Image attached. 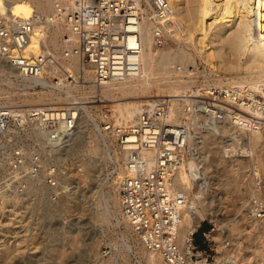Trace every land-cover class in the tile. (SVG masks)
<instances>
[{"label": "built area", "instance_id": "obj_1", "mask_svg": "<svg viewBox=\"0 0 264 264\" xmlns=\"http://www.w3.org/2000/svg\"><path fill=\"white\" fill-rule=\"evenodd\" d=\"M142 10V0H70L68 5L58 2L49 16L34 13L30 19H20L0 9V64L20 81L45 82L53 74L54 83L60 86L81 84L80 75L73 76L61 65L63 58L72 56L94 67V85L98 88L113 80L138 77L143 54ZM170 14L168 0H152L149 21L157 48L167 43ZM57 25L67 30L62 36L67 46L60 53L46 43L47 33ZM36 29L45 35L33 45L32 38L39 35ZM35 86L43 87L40 83ZM200 90L203 95L199 93V97H192L193 92L185 93L189 101H185L186 96H176L143 103L134 122H115L105 105L101 118L95 120L99 133L111 137L115 151L126 157L119 183L123 217L143 250L165 264H200L197 258L204 254L194 244L195 233L189 248L183 251L179 244L186 198L176 189L177 175L189 155L190 128L196 111L202 109L246 132L264 131V93L256 86L234 83L195 91ZM95 100L98 102V98ZM80 105L71 101L65 105L12 107L0 100V148L11 136L23 142L15 150L17 178L25 179L20 171L27 168L28 176L40 174L44 183L57 186L55 170L47 169L49 153L74 138ZM26 188L21 183L18 190L23 193ZM251 206L253 216L264 215L260 201L251 200ZM212 232L214 229L204 233L206 240H210ZM116 251V247H105L101 255L108 259Z\"/></svg>", "mask_w": 264, "mask_h": 264}, {"label": "bare ground", "instance_id": "obj_2", "mask_svg": "<svg viewBox=\"0 0 264 264\" xmlns=\"http://www.w3.org/2000/svg\"><path fill=\"white\" fill-rule=\"evenodd\" d=\"M58 2L68 5L70 0H0V9L17 18L30 19L34 13L49 16L53 13ZM168 2L171 7V14L167 26V37L174 38L178 48L174 51L164 52L158 50L159 48L155 46L153 25L149 21L152 0H146L147 6H143L142 10L145 19L142 25L143 54L142 67L138 77L113 80L98 88L94 85V67L81 61L78 57L72 56L68 59L63 58L61 65L73 76L80 75L81 83L89 85L87 87V85L84 86L78 83L60 86L52 80L53 74H49L45 82H36L29 79L20 81L19 77L15 76L12 71L7 70L4 64H0V75L3 78L2 83H0V100L10 101L13 95L9 87L17 86L24 91L19 94V99L32 101L34 104L9 105L12 107L52 104L48 102L53 99H61L62 94L67 95L68 99H76L73 91L85 88L96 91V93L99 91L101 99L111 98L115 94L122 95L121 97L124 98H134L132 94L139 93L141 90L145 93L144 100L148 99L147 103H150L165 94L164 90L160 89L164 81H167L165 84L170 89L168 93L171 94V97L183 96L189 92L182 91L180 88L176 89V87H183L186 84L182 80L183 75L188 73L189 78L192 79L197 74L195 69L196 57L204 58L209 63L212 58L216 59L214 65L217 61L219 68L230 73L231 76L228 79H216V83L202 86L203 91L212 85L223 86L234 83H247L256 86L260 93H264V0H168ZM36 31L39 35H34L32 38L33 45L38 43L39 37L45 35L41 32V29H36ZM66 34L67 30L63 25H57L50 29L47 33V45L58 53L59 50L67 46L62 42V36ZM191 46L194 47L195 57L188 53V48ZM155 49L158 51H155ZM176 63L181 64V66L192 64V73L187 72L185 68L183 70L173 67ZM173 73L177 76L175 82L169 81ZM211 76H214V72ZM35 83L43 85L39 88L40 91H38ZM183 90L185 89L183 88ZM192 92V97L201 96L199 93L203 95L201 90H193ZM188 97L184 99L189 101ZM129 98L122 101H131L130 103H115L112 106L110 105L111 107L108 105L115 122L128 123L136 120L142 103L139 99L131 100ZM53 104H58V102ZM80 110L85 113L86 107H80ZM196 112L197 117L194 118L190 128L189 155L184 169L177 175L176 184L177 191L186 198V204L181 210L179 224V244L183 251L190 247L192 235L202 221L206 219L214 222L218 221L215 210L217 203L231 204L233 196H238L244 203L250 187V184H248V170L250 167L254 166L257 170L264 172V164L260 158L254 159L253 156L249 162H245L231 157L233 151L241 143L245 148L248 147L249 151L255 152L258 150L264 145V131L246 132L229 121L218 120L208 115L202 109H198ZM88 115L90 117V113ZM79 119H81V112ZM101 135L107 145L108 152L112 151V146L114 147L113 139L106 134ZM113 153L112 160L117 166L118 177H113L108 192L105 193L106 213L104 215L109 220L115 214L123 221L127 231L133 233L131 226L122 214L119 190L120 179L124 174V164L121 161L124 162L126 157L114 150ZM39 189L41 190V188ZM54 190L57 193L60 191L55 187L49 188V191L53 192ZM65 191L66 189L63 188L59 194L66 197ZM32 192L33 190H30L26 195L31 197ZM41 194L44 195L45 192L41 191ZM253 196L254 200L256 199L264 204V191L259 188L258 184H256L255 191L253 190ZM249 208H252L251 203ZM251 223L256 233H260L261 230L264 231V215L255 213ZM211 234L217 236L215 239L218 240L220 234H215V232ZM123 240L130 249L140 251L146 264H165L158 257L145 252L140 247L141 244L134 233L133 235H130V233L124 234ZM227 240H229V237H227ZM225 244L227 246L224 245L222 248L223 257L218 258V260L222 264H240L238 259L240 257L239 248L242 246L227 244V242ZM98 245V240L91 243L89 253L96 252ZM116 249L118 252L119 248L117 246ZM259 253L262 257L260 264H264V248Z\"/></svg>", "mask_w": 264, "mask_h": 264}, {"label": "rangeland", "instance_id": "obj_3", "mask_svg": "<svg viewBox=\"0 0 264 264\" xmlns=\"http://www.w3.org/2000/svg\"><path fill=\"white\" fill-rule=\"evenodd\" d=\"M143 6H147L146 0H143ZM177 48L176 40L168 37L166 45L158 50L168 52ZM60 52L62 50L58 51ZM188 53L196 56L193 46L188 48ZM196 59V67H194L197 74L192 79L189 78L188 73L183 75L182 80L186 84L176 89L180 88L191 93L199 87L216 83V79L231 77L230 73L219 68L217 61L214 65L216 59L212 58L213 61H210L215 67L204 58L196 57ZM173 67L183 70L185 68L190 74L193 70L192 64L181 66L176 63ZM213 72L214 76L210 77ZM156 73L159 74L158 71ZM173 75L169 81L175 82L177 76L175 73ZM2 80L3 78L0 79V83ZM166 82L164 81L160 86L165 93L160 97H171ZM9 90L13 97L5 102L7 105L34 104L32 101L19 99V94L24 92L22 88L13 86L9 87ZM97 92L85 88L73 91L76 99H68L67 95L62 94L61 99L48 102L65 105L77 101L81 104L80 107H86L85 113L81 111V119L78 120L74 138L64 144L60 150L49 153L47 169L55 170L58 180L55 188L60 191L65 188L66 197L60 195V191L58 193L55 190L49 191V188L54 186L47 185L42 178L40 180V174L36 177L28 176L27 168L20 171L22 176L26 175L25 179L21 181L16 177L18 173L14 169V162L17 160L15 150L18 146H22L23 142H17L16 137L11 136L0 148V264H146L140 251L130 249L123 240L124 234L133 235L131 231H127L123 221L115 214L113 217H108L109 220L104 215L105 193L108 192L113 177H118V174L117 166L112 160L115 149L112 146V151L108 152L104 138L95 125V120L101 118L103 105L111 107L115 103L123 104L131 101H122L129 97L124 98L118 94L107 98L108 100L101 99L100 92ZM132 95L134 98L129 99H139L142 104L147 103L148 99L144 100L143 91L140 90L139 93ZM183 96L187 98V95ZM95 98H98V102ZM29 137L32 140L37 139L36 136L29 135ZM26 141L25 144L31 146V143ZM263 146L252 152L241 143L231 157L249 162L254 156V159L260 158L264 164ZM121 163L123 164V161ZM248 171L250 187L244 203L238 196H233L231 204L217 203L215 210L218 221L206 219L197 228L193 239L198 250L204 253L197 258L200 264H222L218 258L223 257L222 248L224 245L227 246L225 242L242 246L239 248L240 264L261 263L262 257L259 251L264 248V231L256 233L252 228L251 221L254 216L250 213L249 206L254 199L253 190L255 191L256 184L264 191V172L254 166ZM21 183L27 187L23 193L18 190ZM30 190L34 193L32 192L31 197H28L26 193ZM41 191L45 194H41ZM212 229L215 234L220 235L217 240L215 239L217 236L211 234L208 241L204 233H209ZM95 240L99 241L98 248L96 252L90 254L91 243ZM109 246H117L119 250L111 258L103 259L101 252ZM140 247L138 246V249Z\"/></svg>", "mask_w": 264, "mask_h": 264}]
</instances>
